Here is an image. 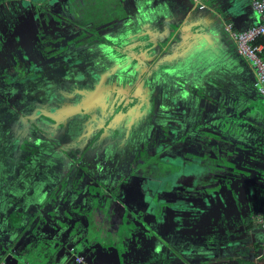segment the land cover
<instances>
[{"label":"crops","instance_id":"0c3cea01","mask_svg":"<svg viewBox=\"0 0 264 264\" xmlns=\"http://www.w3.org/2000/svg\"><path fill=\"white\" fill-rule=\"evenodd\" d=\"M101 1L0 0V65L7 67L0 70L36 72L26 79L34 103L43 106L41 112L51 121L63 124L59 130L65 132L77 108L85 110L82 85L94 88L89 98L102 111L119 104L120 93L129 86L137 88L118 108V118L110 113L105 118L122 121L116 127L125 129L122 139L147 120L155 125V136L169 140L155 150L154 161L169 167L170 174L157 179L168 178L177 189V184L205 182L214 173L221 177V187L233 184L232 193L221 190V208L211 217L201 202L211 192L194 203L166 201L160 184L151 205L143 203L135 184L144 178V164L136 170L124 161L93 165L98 178L89 182L69 175V167L59 161L18 166L13 177L0 176V264H79L75 255L93 264H253L261 252L255 244L264 242L263 229L253 226L264 211V95L256 90L253 70L237 53L225 25L245 29L258 22V14L247 0ZM125 14L135 30L118 39L120 27L114 28L113 21ZM94 24L99 30L109 28L102 34L119 41L116 56L125 58L119 65L115 51L105 52L96 36L88 37L87 47L74 42L83 27ZM130 52L154 55L153 69H140ZM94 54L110 56L98 80H62L59 99L50 96L57 104L53 109L39 98L44 86L34 90L33 85L44 73L66 67L95 70ZM174 70H183L178 84ZM77 86L72 93L63 89ZM211 164L216 166L212 172ZM120 167L128 169L126 174ZM116 172L120 176L110 181ZM126 182L133 188L123 186ZM112 188L121 194L117 202L109 197ZM129 206L140 217L142 207L150 210L153 227H134L125 217ZM125 221L127 227L120 230ZM90 227H103L106 234L89 237Z\"/></svg>","mask_w":264,"mask_h":264},{"label":"flooded vegetation","instance_id":"af4514ba","mask_svg":"<svg viewBox=\"0 0 264 264\" xmlns=\"http://www.w3.org/2000/svg\"><path fill=\"white\" fill-rule=\"evenodd\" d=\"M114 25L113 27L116 28L117 25ZM82 46L87 47V43ZM1 72L3 74L5 71L0 70V176L1 178L3 177L2 179H8L11 176L13 177L15 167L32 165L35 161L42 163L52 161L63 162L69 167V175L72 177L82 176V181L84 182H89L92 179L94 180L98 178L96 170L92 168L93 165H99L108 161H124L125 164L132 163L134 165L133 170H136L144 164L145 172H142L144 178L136 185H140L142 181L148 180L150 181V184L154 183V188L152 191L151 186H149L148 190L144 192L140 190L141 195L145 200L143 203H151V199L153 198L152 195L155 193L158 194V188L161 184L163 191L162 194L166 201L171 198H181L194 203L195 200H201L200 196L202 194H206V192H214L216 201H213V198L208 197V200L211 202L209 205L212 206L209 209V214H212L213 217L218 213V209L221 208V177L216 176L217 174L213 173L214 177L209 176L210 179H205V182H202V179H199L193 184H177L178 191H176L177 189L174 187L175 185H173L168 178L165 180L164 178L161 180L157 179L158 175L163 172L165 174H163V176L170 174L169 167L163 172L158 171V162L156 160L154 161V158L156 157L154 155L156 153L155 150L159 149V146H161V150L164 149L165 147L163 148L161 143L169 142V140L166 141V137L153 136V141L155 142L152 145H155L154 152L151 151L153 148L150 146V143L148 146L149 148L146 146L148 140H150L148 138L147 141L139 142L134 146L130 159H122L123 154L128 151L124 142L125 139H122L123 136L121 135L125 129L116 130L117 126H122V121L117 120L113 122L114 119L111 120V117H109V119L105 118L107 113L112 111L116 102L115 104L108 105V108H106L108 111H102V105L98 106L97 103L95 105L94 100H91L89 96H86L81 104L85 110L80 111L77 108L78 112L75 113V119L65 126V128H67L66 132L63 129L59 130V127L63 124L58 126V122L55 119L51 121L52 127L50 130L46 125H41L39 126L40 128L37 129L32 126V123H35L38 127L39 118H42L36 113L37 105L34 103L32 96L33 93H31L33 91L28 80L21 76L18 78L13 76L11 79H8L10 80L9 85H11V87H9V85H6L8 82H3L4 79L2 78L3 75ZM10 72L16 73L15 71ZM23 85L25 86V91ZM88 88L92 91L94 90L91 86ZM8 96H16V103L14 104L16 109L7 108V103L4 99ZM103 106L105 107V104ZM78 107L80 106L78 105ZM117 109L118 108H115L113 111L115 115L114 117L116 118L119 116V114H115ZM6 113H9L10 116L9 123H4L3 115ZM104 120L106 122H104ZM60 122L63 123L61 120L59 123ZM39 135H42L45 139L40 138ZM118 135H121V141L119 143L116 141ZM26 139H30L32 144L27 145L26 143H23ZM32 141L36 143L34 144ZM78 149L80 152H78ZM141 150L143 151L141 152ZM26 151L27 156L23 154ZM144 156L147 158L144 159ZM146 166H148V170L146 169ZM120 168L124 170L125 167ZM104 170L107 171L106 168ZM125 171L126 169L124 170V173L126 174ZM124 173H122V175H124ZM119 176L120 174L116 172L111 177L110 181H114ZM126 184L128 185L129 182H126ZM130 186L133 188V185ZM13 207L14 206H12V209ZM129 207L131 210L128 214L126 213L127 216L125 217L132 219L135 214L133 212L136 211V208L134 206ZM140 210L143 213V219L146 222H149L151 220V214L149 213L150 210L145 207H142ZM78 256L82 257L86 262L93 264L87 261L85 256Z\"/></svg>","mask_w":264,"mask_h":264},{"label":"rangeland","instance_id":"374dc122","mask_svg":"<svg viewBox=\"0 0 264 264\" xmlns=\"http://www.w3.org/2000/svg\"><path fill=\"white\" fill-rule=\"evenodd\" d=\"M136 1V0H135ZM98 3L100 4V5H102V1L101 0H98ZM98 3H97V5L95 6V7H97L98 6ZM109 8V7H108ZM95 9H97V8H95ZM113 10H115V9H107L106 11V13H110V12H113ZM121 10V9H120ZM136 20V19H135ZM131 21V20H130ZM116 25V24H115ZM129 25H130V23H129ZM81 26H83V24H81ZM120 26V24H118V27ZM84 28V27H83ZM103 30H105L106 32L109 30V28H102ZM102 29H100V30H98V32H97V37H96V40L97 41H103V35H102ZM89 40V38H82V39H76V40H74V42H76L79 46L81 45H85L86 43H87V41ZM69 42V41H68ZM117 42H119V41H117ZM107 43V42H106ZM114 44V43H113ZM120 44H116V47H115V51L117 52V51H119V49H120ZM131 54H133V55H131ZM117 54L116 53H114L113 54V58H114V56H116ZM0 56H4L3 54H0ZM99 56L100 55H92L91 56V59H94L95 60V62L97 61V68L95 69V70H92V71H87V70H84V71H77V70H72L71 68L72 67H66L68 70H65V68L63 69V70H60V72H55V71H53V69H50V70H48L47 72H46V74L44 73V75H43V77H40L39 78V81H38V79H37V81H35V84L33 85V88H34V90H35V88H37L38 86H40V88H41V86L43 85L44 87L43 88H41L42 89V93H39L40 94V96L42 95V97H45V99H48L50 96H55L54 98H56V99H59V98H57V97H60V96H58L57 94H58V91H59V88H58V86H59V84H60V82L65 78L66 80H73V79H78V80H86V79H89V80H98L99 78H100V76H101V73L99 72L100 70L101 71H105V62L103 63V61H102V59H99ZM130 56H133L134 58H135V61L137 60L138 62H139V65H140V69H143V68H146L147 70L148 69H150V70H152L153 68V66H154V64L156 63V58L154 57V55L152 56V54H144V53H140V52H135V53H132V52H130ZM85 57V56H84ZM83 57V58H84ZM2 58H4V57H2ZM116 58H117V56H116ZM80 60V59H79ZM115 62L114 63H116L117 65H119V63L121 62V61H123V60H125V58L124 59H122V58H117V59H113ZM136 61V62H137ZM76 62L78 63V61L76 60ZM137 62V63H138ZM0 67H4V68H7V67H5V66H1L0 65ZM142 72V70L140 71V73ZM1 74H2V72H1ZM3 82L5 81V82H8V84H6V85H9L10 83V80H8V79H11L14 75H13V72H10V71H5V72H3ZM57 75H62L64 78L62 79L61 77H57ZM20 85V84H19ZM3 86V85H2ZM24 86V85H23ZM6 87H8V86H6ZM9 87H11V85H9ZM130 87L131 86H129L128 88H126L125 89V91H123V93H120V95H119V97H121V99H120V103L119 104H116L115 106H118L117 108H119V107H121L122 105H124L125 103H127L128 102V100H129V97L128 96H133V95H135L136 94V91H137V88L136 89H130ZM39 88H37V90H38ZM73 89H78V86L76 87V88H72L71 90H67L68 92H70V93H72V91H73ZM30 90V89H29ZM36 90V91H37ZM82 90L83 91H85V94L84 95H86V96H89L90 95V92H91V90L88 88V85H87V87H86V85L84 86V85H82ZM24 91H25V86H24ZM33 91V90H32ZM129 91V92H128ZM34 92V91H33ZM74 93V92H73ZM128 93H130L129 95H128ZM33 96V95H32ZM52 98V97H51ZM5 101H6V105H7V108H14V109H16L15 108V106H14V104L16 103V96H12V97H10V96H8V97H6V99H4ZM3 103V102H2ZM52 104H55L56 105V101L54 100L53 101V103ZM18 107V106H17ZM42 107H40L39 108V111H40V109H41ZM54 107H52L51 109H53ZM19 111V110H18ZM113 111L114 110H112L111 112H110V114L111 115H114V113H113ZM8 112V111H7ZM20 112V111H19ZM14 113H16V112H14ZM120 112H119V110H116L115 111V114H119ZM3 119H4V123H9L10 122V116H9V113H6L5 115H3ZM104 122H106L105 120H104ZM152 123H153V121H152ZM104 124V123H103ZM136 130V131H135ZM134 130V132H131V131H127L126 133H128V132H130V133H128L127 135H125V145H126V148H128V151L127 152H125L124 154H123V156H122V159L123 160H128V159H130V157H131V155H132V151H133V149H134V146L137 144V143H139V142H145V141H147L148 140V138L150 139V140H148V142H147V147L149 146V143H150V146H152L155 142L153 141L154 139H153V136H154V132H155V125L154 124H149V121H147V120H142V121H140V124H139V126L137 127V129H135ZM40 136V138H42V139H45V137H43L42 135H39ZM118 143L121 141V135H118L117 136V140H116ZM33 142V141H32ZM23 143H26L27 145H31L32 143H31V140L30 139H26V140H24V142ZM34 144L36 143V142H33ZM164 143H166V142H164ZM164 143H161L162 144V146H163V148L166 146V145H164ZM130 144V145H129ZM156 145H157V142H156ZM149 148V147H148ZM152 148H153V150H151L152 152H154V149H155V145L154 146H152ZM143 150H141V152H142ZM78 152H80V150L78 149ZM33 153V152H32ZM25 156H27V151L25 152V153H23ZM144 159L145 158H147L146 156H144L143 157ZM148 160V159H147ZM148 166H146V169L148 170V168H147ZM168 169V167L167 166H165V165H158V167H157V170L158 171H160V172H163L164 170H167ZM216 169V166H214L213 164H211V172L213 171V170H215ZM131 170V168H129V171ZM126 171H127V169H126ZM208 176H212L211 174H209ZM209 179H210V177H209ZM126 184V183H125ZM127 185V184H126ZM123 186H125L124 184H123ZM128 186V185H127ZM135 186H136V190H138V192L140 193V190H142V192H144V191H146V190H148V188H149V186H151L152 187V189H151V191L153 190V188H154V183H151L150 184V181H148V180H146V181H142L141 182V184L140 185H136L135 184ZM130 189H131V187H130ZM132 192V191H131ZM115 195H117V196H121V194L119 193V192H117V193H115ZM149 195V194H148ZM120 208H121V206H119ZM14 208V207H13ZM102 212H103V214L105 215V213H106V210H102ZM105 212V213H104ZM127 216V215H126ZM261 216L262 215H259L258 214V216L256 217V219L254 220V225L253 226H255V227H258V229H262V227H261V224H260V219H261ZM89 229V237H99V235L100 234H106V232H105V229L103 228V227H90V228H88ZM102 236V235H101Z\"/></svg>","mask_w":264,"mask_h":264},{"label":"built area","instance_id":"2783aa9c","mask_svg":"<svg viewBox=\"0 0 264 264\" xmlns=\"http://www.w3.org/2000/svg\"><path fill=\"white\" fill-rule=\"evenodd\" d=\"M251 8L258 14L256 24L245 29H235L232 23L225 25V30L234 41L237 53L251 66L254 74V84L258 93L264 95V44L256 43V39L264 36V0H247ZM264 231V217L260 219ZM79 264H90L82 257L76 256Z\"/></svg>","mask_w":264,"mask_h":264},{"label":"water","instance_id":"95a60500","mask_svg":"<svg viewBox=\"0 0 264 264\" xmlns=\"http://www.w3.org/2000/svg\"><path fill=\"white\" fill-rule=\"evenodd\" d=\"M139 11H140V9L139 8H137V7H135L134 8V12L135 13H137L138 15H139ZM146 11H147V9H146ZM145 11V12H146ZM126 18H122V19H120V20H118V21H121L120 22V25L121 26H119L120 27V32H118V33H116V38H118V36L119 35H123V34H128V33H131V31H133V30H135V24H128V23H126L125 20ZM130 20H131V22L134 20V18H130ZM83 32V33H82ZM80 34H82V36H79L78 38H75L74 40H76V39H82V38H88V37H92V36H96L97 37V33H93V32H89L87 29H84L83 28V30H81V33ZM103 35V41H98V42H100L101 44H103V45H105V47H104V51L105 52H107V53H111V51H115V47H116V44L118 43V44H120L119 42H117L116 41V39H112L110 36H105L104 34H102ZM77 37V36H76ZM119 39V38H118ZM97 41V40H96ZM68 42V41H67ZM107 42V43H106ZM114 43V44H113ZM43 47H45L44 45H43ZM113 49V50H112ZM114 53H116V51L114 52ZM48 54H51V53H48ZM107 57H110V56H105V55H103V58H102V61H103V63L105 62L106 63V60H105V58H107ZM113 59H117L116 58V56H114V58ZM25 67V66H24ZM25 69H27V68H25ZM65 70H68L67 68H65ZM182 72H183V70H174L173 71V81L176 83V84H178L179 82H181V80H184V78H182L181 77V74H182ZM32 74H37L36 72H30L29 71V69L28 70H25V71H21V72H18V73H13V75L14 76H16V78H18L19 76H21V77H24V78H26L27 79V76L28 75H32ZM120 76H122V75H120ZM57 77H61L62 79L64 78L62 75H57ZM63 80H65V81H70V80H66L65 78L63 79ZM61 86H64V85H61ZM63 89H65V90H71L72 88H70V87H67V88H64L63 87ZM42 97V95L39 97V98H41ZM44 98V101H47V102H49V104H50V106H52V107H57V104L55 105V104H52L53 103V101H54V98H51V97H49L48 99H45V97H43ZM40 101V103H41V100H39ZM38 106H40V107H42L41 109H40V111H39V108H38V110L36 111V113L38 114V116L39 117H41L42 119H40L39 118V121H38V127H37V125L35 124V123H32V126L34 127V128H40L39 126H41V125H46V126H48L49 127V130L51 129V125L49 124V122L52 120V118H50V117H48V116H46L45 114H43L41 111L43 110V106L42 105H40V104H38L37 105V107ZM40 112V113H39ZM44 120H45V122H44ZM229 185V184H228ZM233 185V184H232ZM231 184L228 186V193L229 194H231L232 193V188H233V186H232ZM101 187H102V185H101ZM104 187V186H103ZM221 190H222V188H221ZM108 191V194H109V197L111 198V201L112 202H117L116 200H118L117 198H118V196L117 195H115V193H117L116 191L117 190H115L114 191V188H112V189H109V190H107ZM111 191V192H110ZM154 196V194L152 195V197ZM206 197L208 196V195H205ZM210 196H211V198H215V194H214V192H211V194H210ZM224 197V199H225V201H227L228 199L225 197V196H223ZM185 200H183V202H184ZM216 201V200H215ZM201 202H203L204 203V206H208L209 207V209L212 207L211 205H209V204H211V202L208 200V198H206V199H204V201H201ZM200 202V203H201ZM17 208H18V210H22L23 209V207H22V204H17V206H16ZM184 207L185 206H183V208L180 210V212H181V215L183 216V214H184V212L183 211H185V209H184ZM17 210V209H16ZM131 221H132V223H133V226L134 227H153V223L152 222H146L144 219H143V216H139L138 214H134V217L131 219ZM127 225H128V222L127 221H125L124 223H123V225L120 227V230L123 228V229H125L126 227H127ZM1 246H4L2 243H1ZM117 250V249H116Z\"/></svg>","mask_w":264,"mask_h":264},{"label":"trees","instance_id":"16d2710c","mask_svg":"<svg viewBox=\"0 0 264 264\" xmlns=\"http://www.w3.org/2000/svg\"><path fill=\"white\" fill-rule=\"evenodd\" d=\"M132 10H134V8L132 9ZM131 10V11H132ZM126 16V14L123 16V15H119V17H117L116 18V20H115V18H114V20L115 21H113V23H115L117 26H118V20H120V19H122V18H124ZM99 27H98V25L96 26L95 24L94 25H92V27H90V28H87V30L89 31V32H93V33H97L98 32V29ZM116 30H118V29H116ZM118 32V31H117ZM116 32V33H117ZM264 42V36H261V37H259V38H257L256 39V43H259V42ZM143 172H145V166H143ZM162 174H164V172L162 173ZM228 186L229 185H223L221 188L222 189H225V190H227L228 189ZM213 187V186H212ZM212 189V188H211ZM211 215V217H212V214H210ZM262 217H264V211H263V213H262ZM255 250L257 251V250H259V251H261L260 252V255H257L256 254V260H255V262L253 263V264H264V242L262 243V244H255Z\"/></svg>","mask_w":264,"mask_h":264}]
</instances>
